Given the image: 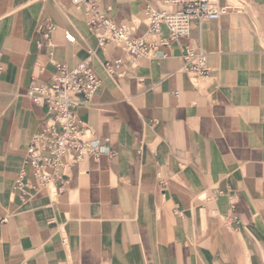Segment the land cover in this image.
Returning <instances> with one entry per match:
<instances>
[{
    "label": "crops",
    "instance_id": "crops-1",
    "mask_svg": "<svg viewBox=\"0 0 264 264\" xmlns=\"http://www.w3.org/2000/svg\"><path fill=\"white\" fill-rule=\"evenodd\" d=\"M164 1L0 0V264H264V0H219L244 9L193 22L165 58L103 48L88 24L142 37ZM187 46L207 76L180 71ZM91 51L100 86L77 115L115 155L80 161L55 192L16 191L48 118L28 89Z\"/></svg>",
    "mask_w": 264,
    "mask_h": 264
},
{
    "label": "built area",
    "instance_id": "built-area-1",
    "mask_svg": "<svg viewBox=\"0 0 264 264\" xmlns=\"http://www.w3.org/2000/svg\"><path fill=\"white\" fill-rule=\"evenodd\" d=\"M96 1L73 0V4L79 7L83 3ZM243 9L242 3L223 6L219 0H165L161 8H148V28L142 37H135L132 29L119 27L104 15L94 14L88 24L103 48L112 42L133 59L142 56L165 58L167 54L164 49L187 39L193 22L218 20L225 14ZM163 27L167 28V36H163ZM65 38L70 43L76 41L69 33L65 34ZM92 62L91 51L85 61L72 69L58 64L50 83L34 84L28 89L27 96L47 109L48 118L27 148L15 182L16 191L25 195L43 189L55 192L56 184H65L70 169L80 161L97 159L104 154L115 155L110 139L97 138L77 115V109L90 101L100 86ZM207 64L208 54L204 50L187 46L183 51L180 71L193 76H207ZM106 68L111 75L121 77L125 64L122 60H115L108 62ZM3 71L0 62V77ZM175 95L178 96L179 92Z\"/></svg>",
    "mask_w": 264,
    "mask_h": 264
}]
</instances>
